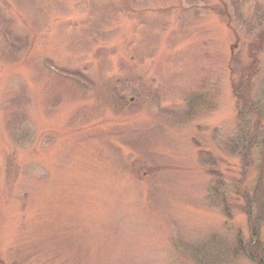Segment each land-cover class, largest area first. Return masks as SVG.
Masks as SVG:
<instances>
[{"label":"rangeland","instance_id":"rangeland-1","mask_svg":"<svg viewBox=\"0 0 264 264\" xmlns=\"http://www.w3.org/2000/svg\"><path fill=\"white\" fill-rule=\"evenodd\" d=\"M263 34L264 0H0V264H261Z\"/></svg>","mask_w":264,"mask_h":264},{"label":"trees","instance_id":"trees-1","mask_svg":"<svg viewBox=\"0 0 264 264\" xmlns=\"http://www.w3.org/2000/svg\"><path fill=\"white\" fill-rule=\"evenodd\" d=\"M263 39H264V34H263ZM253 47L256 49V51L258 52V51H262L263 49H264V45L262 46L261 45V42H260V44H255V45H253ZM259 49V50H258ZM254 50H252L251 51V57H252V62H253V64H254V69H253V71L251 72V73H249V68L250 67H248V68H246V69H244L243 70V73H247V74H245V77H243V74L241 75V80H242V82L240 83V87L242 86V89L241 90H238V89H240V88H238V87H236L237 86V84L239 85V83H237V81H233V85H234V87H236V89H235V93L236 94H238L239 95V100H242V102H245L247 105L248 104H250V106L252 107L253 105L250 103V101L252 102V100H251V98L249 97V94H248V88H250V85H251V83H252V80H253V78H254V76L253 75H256V73H257V71H258V69H259V66H260V62H259V59H258V54H253L252 52H253ZM261 51L259 52V53H261ZM253 66V65H252ZM255 73V74H254ZM243 77V78H242ZM237 83V84H236ZM245 84V86H244V84ZM247 87V88H246ZM238 88V89H237ZM260 109V112H262L261 111V108H259ZM247 158L248 157H244V163H248V161H247ZM240 192V191H239ZM257 194H258V196H257V198L260 200V203H261V207H263V209H264V204H263V202H264V182H263V180H261L260 181V183H259V186H258V191H257ZM245 196V195H244ZM224 202V201H223ZM226 204H228L227 202H226ZM263 204V205H262ZM228 208V211H229V207H227ZM248 210H250L251 211V209L249 208V205H248ZM250 211H249V213H248V215H250ZM264 211V210H263ZM252 216H253V214H252V212H251V219L253 220V218H252ZM255 230V229H254ZM256 231V230H255ZM258 237V236H257ZM246 253H248V251H246ZM261 264H264V261H261Z\"/></svg>","mask_w":264,"mask_h":264}]
</instances>
